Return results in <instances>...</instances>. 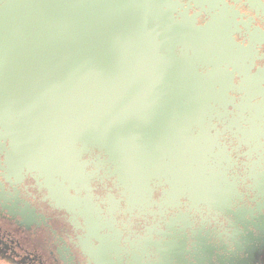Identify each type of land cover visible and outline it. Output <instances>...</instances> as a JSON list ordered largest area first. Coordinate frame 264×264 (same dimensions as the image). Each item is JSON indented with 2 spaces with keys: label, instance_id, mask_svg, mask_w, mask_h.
<instances>
[{
  "label": "flooded vegetation",
  "instance_id": "af4514ba",
  "mask_svg": "<svg viewBox=\"0 0 264 264\" xmlns=\"http://www.w3.org/2000/svg\"><path fill=\"white\" fill-rule=\"evenodd\" d=\"M44 1L20 0L17 18L42 21L23 16ZM148 2L182 23L171 54L181 69L136 97L154 105L128 138L144 148L132 159L117 124L100 147L40 128L57 94L24 88L41 86L26 62L0 76L1 263L264 264V0ZM23 50L34 48L0 45Z\"/></svg>",
  "mask_w": 264,
  "mask_h": 264
},
{
  "label": "water",
  "instance_id": "95a60500",
  "mask_svg": "<svg viewBox=\"0 0 264 264\" xmlns=\"http://www.w3.org/2000/svg\"><path fill=\"white\" fill-rule=\"evenodd\" d=\"M10 1L0 7V45L34 50L0 51V61L7 58L5 63L10 66L0 69V76L26 62V78L41 86L24 88L57 94L58 110H52L48 99L50 108L37 117V125L56 127L59 142L70 136V141L100 147L105 138L115 137L117 124L124 154L132 159V152L144 151L129 146L128 138L135 124H147L144 119L154 101L136 97L161 93L172 81L168 78L179 77L181 68L171 54L173 37L183 28L182 23L158 16V3L148 0H49L42 9L38 4L32 12L27 8L23 18L42 15L43 19L26 26L27 20L17 18L21 10L14 9L20 0ZM15 30H39L42 36L31 41L22 38L16 42L15 36L4 39L5 31ZM101 129L108 131L102 133Z\"/></svg>",
  "mask_w": 264,
  "mask_h": 264
},
{
  "label": "rangeland",
  "instance_id": "374dc122",
  "mask_svg": "<svg viewBox=\"0 0 264 264\" xmlns=\"http://www.w3.org/2000/svg\"><path fill=\"white\" fill-rule=\"evenodd\" d=\"M0 264H4V263H1V262H0Z\"/></svg>",
  "mask_w": 264,
  "mask_h": 264
}]
</instances>
